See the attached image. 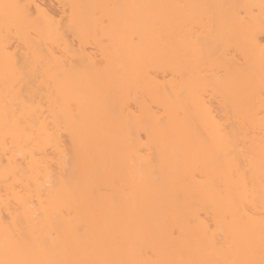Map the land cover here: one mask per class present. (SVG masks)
I'll use <instances>...</instances> for the list:
<instances>
[{"label":"bare ground","instance_id":"6f19581e","mask_svg":"<svg viewBox=\"0 0 264 264\" xmlns=\"http://www.w3.org/2000/svg\"><path fill=\"white\" fill-rule=\"evenodd\" d=\"M116 7L104 64L0 40V264H260L264 0ZM0 21L57 35L36 0Z\"/></svg>","mask_w":264,"mask_h":264},{"label":"rangeland","instance_id":"374dc122","mask_svg":"<svg viewBox=\"0 0 264 264\" xmlns=\"http://www.w3.org/2000/svg\"><path fill=\"white\" fill-rule=\"evenodd\" d=\"M51 17L57 35L39 34L33 29L23 33L11 22L0 21V40L16 56L27 46L34 45L53 50L63 62L76 61L79 53L90 56L95 62L104 64L106 53L119 48L116 42L121 26L116 4L119 0H84L80 8L90 15L91 21L73 19V10L67 0H36ZM21 3L25 0H20ZM34 14L33 5H29ZM49 152V151H48Z\"/></svg>","mask_w":264,"mask_h":264},{"label":"snow or ice","instance_id":"6c2138e0","mask_svg":"<svg viewBox=\"0 0 264 264\" xmlns=\"http://www.w3.org/2000/svg\"><path fill=\"white\" fill-rule=\"evenodd\" d=\"M245 264H253V262H245ZM260 264H264V259L260 261Z\"/></svg>","mask_w":264,"mask_h":264}]
</instances>
